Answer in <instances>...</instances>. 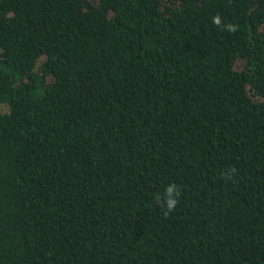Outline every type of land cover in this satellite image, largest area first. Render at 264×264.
Returning <instances> with one entry per match:
<instances>
[{
    "label": "trees",
    "instance_id": "trees-1",
    "mask_svg": "<svg viewBox=\"0 0 264 264\" xmlns=\"http://www.w3.org/2000/svg\"><path fill=\"white\" fill-rule=\"evenodd\" d=\"M0 264H264V0H0Z\"/></svg>",
    "mask_w": 264,
    "mask_h": 264
},
{
    "label": "clouds",
    "instance_id": "clouds-1",
    "mask_svg": "<svg viewBox=\"0 0 264 264\" xmlns=\"http://www.w3.org/2000/svg\"><path fill=\"white\" fill-rule=\"evenodd\" d=\"M215 25L221 26L222 25V19L219 14L213 17L212 21ZM224 29H226L229 32H235L236 26L229 23L227 25H224ZM180 192L177 189V185L175 183H171L166 186L165 193H164V199L162 203V207L166 209L165 216H167L169 213H171L178 204V199ZM157 202H160L161 198L159 195L156 197Z\"/></svg>",
    "mask_w": 264,
    "mask_h": 264
}]
</instances>
